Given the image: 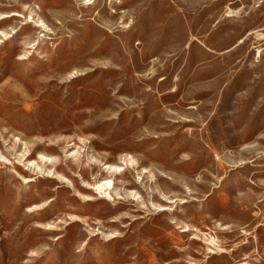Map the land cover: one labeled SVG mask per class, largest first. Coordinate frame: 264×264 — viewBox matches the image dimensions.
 Instances as JSON below:
<instances>
[{"label": "rangeland", "instance_id": "obj_1", "mask_svg": "<svg viewBox=\"0 0 264 264\" xmlns=\"http://www.w3.org/2000/svg\"><path fill=\"white\" fill-rule=\"evenodd\" d=\"M0 264H264V0H0Z\"/></svg>", "mask_w": 264, "mask_h": 264}, {"label": "bare ground", "instance_id": "obj_2", "mask_svg": "<svg viewBox=\"0 0 264 264\" xmlns=\"http://www.w3.org/2000/svg\"><path fill=\"white\" fill-rule=\"evenodd\" d=\"M110 184H111V183L109 182V183L106 184V186H109Z\"/></svg>", "mask_w": 264, "mask_h": 264}]
</instances>
